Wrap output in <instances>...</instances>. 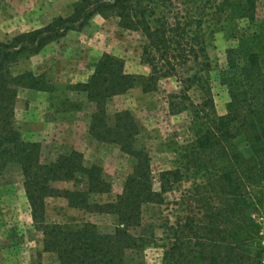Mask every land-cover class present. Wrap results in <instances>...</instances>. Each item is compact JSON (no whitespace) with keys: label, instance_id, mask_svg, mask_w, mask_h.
<instances>
[{"label":"trees","instance_id":"obj_1","mask_svg":"<svg viewBox=\"0 0 264 264\" xmlns=\"http://www.w3.org/2000/svg\"><path fill=\"white\" fill-rule=\"evenodd\" d=\"M97 15L117 18L121 30L142 35L141 63L150 68L148 75L129 74L124 59L104 53L86 82L68 87L95 105L90 136L118 145L131 160L122 192L108 201L94 199L113 193L101 166L88 165L77 150L43 162L41 144L26 140L15 124L20 89L54 93L56 87L47 74H14L13 67L70 31H82ZM217 26L234 41L220 72L230 98L225 115L217 112L210 77L208 41ZM172 78L180 90L169 96V113L190 114L191 138L174 143V168L159 174L156 190L143 125L130 110L110 114L108 105L137 87L155 93ZM13 167L24 177L43 251L55 254L58 264H139L150 244L144 234L133 233L143 225V208L164 205L166 195L187 181L191 187L176 202L183 214L163 225L160 264H264L262 228L255 219L264 210V0H78L69 17L1 43L0 176ZM48 199L111 215L115 230L103 233L91 222L48 223Z\"/></svg>","mask_w":264,"mask_h":264},{"label":"rangeland","instance_id":"obj_2","mask_svg":"<svg viewBox=\"0 0 264 264\" xmlns=\"http://www.w3.org/2000/svg\"><path fill=\"white\" fill-rule=\"evenodd\" d=\"M78 0H0V44L16 35L43 28L55 18L69 17ZM259 9V18L263 10ZM142 35L123 31L117 18L104 19L95 16L82 31H70L66 37L48 45L39 55L21 61L13 67V73L34 72L47 74L56 87L54 93H42L20 89L16 104V127L23 137L42 146V161L55 160L60 153L77 150L83 153L88 165L96 164L104 169L105 178L112 183L113 193L95 200H112L122 192L124 182L132 171L130 158L118 145L99 143L89 134L91 114L95 105L86 96L68 91V87L87 80L93 73V65L106 51L124 59L126 72L148 75L150 68L141 63ZM234 45L226 30L214 27L208 41V53L213 69L210 73L213 95L219 115L227 113L230 101L228 90L220 83V72L227 64V50ZM180 85L175 79L161 81L155 93H143L137 87L124 96L112 99L108 105L110 114L130 110L143 125L142 143L152 157L154 187L159 190L158 176L174 168L175 142L191 138L188 112L180 115L169 113V96L178 93ZM195 101L196 91L191 92ZM70 101V103L67 102ZM75 104L81 109L75 110ZM241 149L245 148L241 143ZM24 177L16 167L0 176V264H58L57 256L43 251V235L33 225L31 208L26 198ZM72 188V184H56ZM191 182H184L166 195L164 205H147L143 208V225L133 230L144 234L150 244L145 248L140 264H160L163 225L169 219L175 222L183 214L179 205L182 195ZM47 222L73 224L91 222L103 233L115 230L117 220L111 215L93 214L70 209L64 199H48ZM264 210L255 219L259 222ZM264 227V221H261ZM260 224V226H261ZM261 226V228H262ZM264 249V231H261ZM264 263V256H263Z\"/></svg>","mask_w":264,"mask_h":264},{"label":"built area","instance_id":"obj_3","mask_svg":"<svg viewBox=\"0 0 264 264\" xmlns=\"http://www.w3.org/2000/svg\"><path fill=\"white\" fill-rule=\"evenodd\" d=\"M261 221H264V217L263 216L259 218L260 224H261ZM261 226H262V224H261ZM262 228H263V231H264V227L263 226H262Z\"/></svg>","mask_w":264,"mask_h":264},{"label":"crops","instance_id":"obj_4","mask_svg":"<svg viewBox=\"0 0 264 264\" xmlns=\"http://www.w3.org/2000/svg\"><path fill=\"white\" fill-rule=\"evenodd\" d=\"M106 53H110V52L106 51ZM102 54H104V53H102ZM102 54H101V55H102ZM101 55H100V56H101ZM100 56H97V59H98ZM97 59H96V60H97ZM88 79H89V78H87V80H88ZM87 80H86V81H87ZM81 82H85V81H81Z\"/></svg>","mask_w":264,"mask_h":264}]
</instances>
